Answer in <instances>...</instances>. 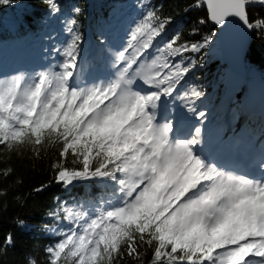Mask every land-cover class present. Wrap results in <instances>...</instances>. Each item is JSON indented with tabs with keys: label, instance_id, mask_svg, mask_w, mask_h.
<instances>
[{
	"label": "snow or ice",
	"instance_id": "6c2138e0",
	"mask_svg": "<svg viewBox=\"0 0 264 264\" xmlns=\"http://www.w3.org/2000/svg\"><path fill=\"white\" fill-rule=\"evenodd\" d=\"M12 3L0 0V6ZM44 3L51 14L60 13L57 0ZM257 3L264 0H194L193 6L206 8L215 25L236 20L264 32V18H250ZM141 7L124 44L112 53L111 78L77 82L83 35L73 15L58 65L31 78L0 79V147H30L36 157L56 148L54 180L65 187L112 184L107 199L76 209L65 202L48 213L68 222L66 230L44 226L59 237L45 249L48 264H264V158L259 178L212 161L203 148L206 113L196 108L205 92L185 87L202 60L192 54L206 51L214 33L197 41L183 39L180 31L169 36L174 20L162 5L148 0ZM166 98L184 101L198 118L188 136L177 134L174 120H161ZM13 244L8 233L0 247Z\"/></svg>",
	"mask_w": 264,
	"mask_h": 264
},
{
	"label": "trees",
	"instance_id": "16d2710c",
	"mask_svg": "<svg viewBox=\"0 0 264 264\" xmlns=\"http://www.w3.org/2000/svg\"><path fill=\"white\" fill-rule=\"evenodd\" d=\"M147 2L57 0L61 11L56 15L51 14L44 0H13L11 5L0 6V79L18 75L20 70H26L33 76L45 70L34 59L51 44L53 47L59 41L67 44L70 34L66 31V24L73 15L77 16V27L83 35L80 60L102 66L111 34L119 31L126 35L143 11L141 5ZM152 2L162 5L164 15L173 17L174 22L168 29L169 36L180 31L183 39L197 41L214 33L213 41L206 51L199 56L192 54L198 59L202 57V60L188 75L185 83V87L196 85L205 92V96L196 103L197 110L206 113L203 138H216L225 121L227 127H234L236 118L233 115H236L237 119L242 118L237 133H241L242 139L248 141L249 145L258 146V160L264 158V32L251 30L243 56L241 79L230 92L225 73L231 68H228L224 58L218 56L217 26L206 19V8L193 6L194 0ZM73 8H80L81 12L75 14L71 11ZM250 18H264V4L251 6ZM202 19L205 23L200 24ZM102 40L105 43H101ZM91 46H97V58ZM11 64L18 66L12 73L8 69ZM171 100L184 105V101ZM183 113V120L193 119L184 124L183 134L188 136L199 125V120L186 107ZM225 148L228 149L227 144ZM57 159L58 150L52 146L42 150L39 157L32 154L30 147L11 152L0 147V193H3L0 195V244L8 233L14 236L13 245L6 246V249L0 247V264H29L30 260H36L37 264H48L45 249L59 237L45 230L44 226L58 224V230H66L68 224L67 221L54 220L48 213L57 210V205L65 202L68 207L76 209L81 202H86L87 206V203L108 198L112 188L110 182L97 180L75 183L69 187L56 182L52 165ZM69 166L72 165L69 163ZM7 168H11L12 172L4 176L3 172ZM41 185L47 187L40 192L34 191ZM18 220L25 221V225H19ZM150 258L149 254L147 259Z\"/></svg>",
	"mask_w": 264,
	"mask_h": 264
},
{
	"label": "rangeland",
	"instance_id": "374dc122",
	"mask_svg": "<svg viewBox=\"0 0 264 264\" xmlns=\"http://www.w3.org/2000/svg\"><path fill=\"white\" fill-rule=\"evenodd\" d=\"M125 40H126V35L124 32L117 31L113 35L111 34L110 41L108 44V49L106 50L107 55L105 56V62H104L105 65L103 66V68H108L109 66H111L112 60H113L112 53H115L116 51H118L122 47V45L124 44ZM242 44H244V42H242ZM64 46H65V44L63 41H59V44L55 47H53V44H51L48 47H46L45 49H43L34 60H37V65H40V63L43 64L45 62L46 63V69L53 68L54 66H56V64L59 62V59H60V54L57 50H62ZM92 49H95L94 50L95 54L98 53L96 47L91 46V50ZM5 63H7V62H5ZM235 65H236V63H235ZM17 68H18L17 65L11 64L8 66L9 72H11V73L14 70H16ZM37 68H39V66ZM55 70H59V68L56 67ZM94 70H96V67L94 65H90V64L88 65L87 61H85V62L83 61L81 63V60H80L79 61V67L77 69V75H76L77 82H81V83L86 82L87 78L89 77V75ZM32 72H33V70H31V73ZM20 74H24L26 78H31L34 75V74L27 73L26 70H20ZM225 75L227 76L226 79H227L228 83L230 84L231 83L230 77L233 74L227 70ZM235 87L236 86H234L232 88L234 89ZM253 100H254V98H253ZM178 110L180 112L179 117H178V115H179ZM184 110H185L184 105L178 104L177 102L172 101L170 99V100H166L162 104L160 112H159V116H160L161 120H163L164 118L174 120L175 124H176V130L182 131V130H184V124H188L190 121L193 120L192 118H190L189 120H186V121L183 120L184 115H185L183 113ZM175 114H177V118H178V120H180V123H181L180 129H178L177 119L174 118V116H173ZM233 118H236V120H235L236 123L234 124V127H230V126L227 127L228 126L227 121H225L224 125L219 128L216 138H214V139H209L206 137L203 138L204 143H213V142H217V141L219 142V144L217 146L211 145L209 148H206L204 143H203V148H204L205 154L212 161L216 162L218 165H219V162L223 161V158H225L228 153L229 154H234V153L239 154L241 156V158L245 159L246 162H248V160H249L248 154H249L251 144L249 145L248 141H244L242 139L241 133L240 134L237 133V127H238L240 121L242 120V118H241V120H239V119H237L236 115H233ZM187 126L190 127V125H187ZM179 136L185 137L186 133L185 134L181 133ZM225 144H227V147H228L227 150H225L226 149ZM252 160H253V157L250 160V163L253 162ZM252 164H254V163H252ZM258 165L259 164H257V167H259ZM252 170H253V167H250V171H252ZM255 172L258 173V175H256L255 177L259 178L261 176V171H255ZM49 228H55L58 230L59 225L58 224H52L49 226Z\"/></svg>",
	"mask_w": 264,
	"mask_h": 264
},
{
	"label": "bare ground",
	"instance_id": "6f19581e",
	"mask_svg": "<svg viewBox=\"0 0 264 264\" xmlns=\"http://www.w3.org/2000/svg\"><path fill=\"white\" fill-rule=\"evenodd\" d=\"M220 46H221V56L227 60L229 66H232L234 62L240 57L241 52H239L242 41L246 34L243 29L242 24L236 20H232L230 23L220 26ZM234 66V65H233ZM229 72L236 75V73L231 69ZM237 76V75H236ZM233 77V75H232Z\"/></svg>",
	"mask_w": 264,
	"mask_h": 264
},
{
	"label": "water",
	"instance_id": "95a60500",
	"mask_svg": "<svg viewBox=\"0 0 264 264\" xmlns=\"http://www.w3.org/2000/svg\"><path fill=\"white\" fill-rule=\"evenodd\" d=\"M213 23V22H212ZM214 24V23H213ZM215 25V24H214ZM217 26V41H218V45H219V48H221V46H220V41H219V37H220V30H219V25H216ZM243 29L245 30V32H246V34H244L245 35V37H244V39H243V41L242 42H244V44H241V47H240V50H239V52H241V55H240V57L236 60V65H235V63L232 65V66H229V63L227 62V60H226V62L228 63V68L230 67L236 74H241V70H242V68H243V56H244V52H245V50H246V47H247V45H248V43H249V40H250V33H251V30H249V29H246L245 27H243ZM219 56L220 57H222L221 56V53H220V51H219ZM223 58V57H222ZM238 61V62H237ZM229 68V69H230Z\"/></svg>",
	"mask_w": 264,
	"mask_h": 264
}]
</instances>
